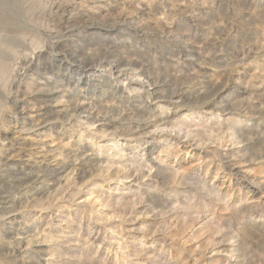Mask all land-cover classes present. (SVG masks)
<instances>
[{"label":"rangeland","instance_id":"1","mask_svg":"<svg viewBox=\"0 0 264 264\" xmlns=\"http://www.w3.org/2000/svg\"><path fill=\"white\" fill-rule=\"evenodd\" d=\"M2 12L0 192L30 173L3 156L32 77L89 117L46 126L40 147L66 171L0 209V264H264V0H0ZM146 78L179 101L148 96Z\"/></svg>","mask_w":264,"mask_h":264},{"label":"bare ground","instance_id":"2","mask_svg":"<svg viewBox=\"0 0 264 264\" xmlns=\"http://www.w3.org/2000/svg\"><path fill=\"white\" fill-rule=\"evenodd\" d=\"M3 14V12L0 13V19L4 18ZM86 26L91 28H98L101 25L89 23ZM71 28L72 27H70V29ZM3 41L5 40L1 38L0 67L3 65V57L5 54L2 50ZM54 47L57 48V46ZM60 57H62L63 59H65V57L69 59L70 57L71 59L73 57H76V55L69 50L58 48V52L56 53L54 58L58 59ZM77 61L79 62V60ZM120 61L121 60L119 57H113V59L109 63L111 66L119 67ZM129 63L127 60L122 62V67L120 68V70L129 69ZM107 65L109 66V64ZM80 66L88 71H91L92 69L97 67V65H93L92 63L86 64L85 62ZM146 79L147 80H143L141 82V85L143 87V91L148 96L153 97L157 102L167 99H171L174 102L179 101V98L177 96H169L160 93L158 85L154 82H150L148 78ZM48 82L50 83L52 81L51 78L46 75L40 74L38 76L32 77L30 82L23 86L22 92L15 100L16 114H18L14 116L15 135L11 137V143L5 145L4 148L6 151V155H4L3 157L6 160L17 162L20 169H27L26 171L30 170V173L24 176H17L16 180L12 184L14 190L13 194H8L6 191L0 192V209L6 210L8 216L10 214H13V203L15 201L33 199L36 195H39L42 192L46 191V186L52 184L53 182H59L61 178L63 179L64 175H60L59 173H63L64 171H66L67 165L63 161L55 159L50 150H43L40 147L43 146L46 141L45 138H43L45 136L42 137L46 126L54 124L58 120L68 119V116H77L84 119H88L89 117L82 102H77L76 104H74L70 112V109L67 105L63 106L62 103L57 101L56 98L58 90L46 89L45 86L48 84ZM68 112H70V114H68ZM152 122H154V119L150 116H147L141 119V122L137 125V127L143 130V128L151 125ZM24 132L30 133H28L27 137L20 138L18 140L17 134ZM17 141H21L23 145L15 146L14 144H16ZM229 170H234V173H239V170L236 169V166L231 167ZM98 197L99 196H95L93 198H90L89 200H91V202H93L94 204L95 202H97L96 200L98 199ZM44 245L45 242L42 239H37L33 241L32 246L34 247V250L42 251Z\"/></svg>","mask_w":264,"mask_h":264}]
</instances>
